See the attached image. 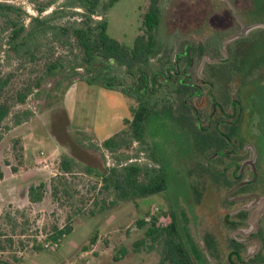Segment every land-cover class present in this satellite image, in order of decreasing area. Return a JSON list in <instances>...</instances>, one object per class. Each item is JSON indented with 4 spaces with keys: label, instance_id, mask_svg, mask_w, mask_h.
Here are the masks:
<instances>
[{
    "label": "rangeland",
    "instance_id": "obj_1",
    "mask_svg": "<svg viewBox=\"0 0 264 264\" xmlns=\"http://www.w3.org/2000/svg\"><path fill=\"white\" fill-rule=\"evenodd\" d=\"M47 1L37 0L41 4ZM56 1L41 19L60 10L64 15L56 16L50 25H74L79 17L73 12L80 10L66 9V0ZM205 1L209 4V0H165L159 29L160 46L174 45L181 41L180 37H187L190 42L198 40L190 32L201 23L199 20L207 10ZM34 2L0 0V4L16 8V11L7 12L8 18L0 12V53L7 52L13 33L8 20L23 21L27 30H31L30 20L23 12L37 17L35 5L38 3ZM147 8L146 0H119L106 16L109 36L133 47ZM208 10L210 13L211 8ZM223 14L218 21L225 26L230 16L226 11ZM53 35L51 31L46 37L33 40L32 43H40L36 62L29 56L17 57L12 52L10 57L1 59L0 72L11 78L4 100H12L27 82L44 76L45 64L50 59L70 58L68 49L61 46ZM80 72L84 80L93 76L97 79L84 70ZM116 74L121 76V73ZM59 82L61 78L51 79L45 87L54 88ZM33 95L27 107L17 106L13 113L30 108L36 112L34 117L20 126L6 122L5 127H8L0 144V260L15 264L18 261V264H160L159 246L151 240L136 249L135 243L145 237L146 230L140 229L137 222L144 220L150 224L147 219L151 217L152 220L154 216L165 225L168 219L163 214L173 211L182 225V214L187 212L195 217L202 211L196 205L195 186L198 183L195 184L188 173L193 171H188L185 163L183 132L176 119L166 110L151 112L144 133L146 153L139 152L137 143H133L128 151L129 162L162 169L167 177L166 191L109 207L104 206L102 200L109 202L112 198L108 193L100 192L102 184L98 175L102 173L103 165L118 164L102 143L128 128L125 120H132L131 111L138 107L137 103L117 89L89 85L78 79L58 92L51 106L46 101L45 91ZM62 156L77 164L73 175L54 176ZM42 162H50L49 168L43 169ZM83 165L90 166L95 172L99 170L86 176L81 169ZM41 183L46 186L43 201L31 202L28 196L30 187ZM53 188L58 189L55 195ZM213 219L217 223L220 216H213ZM66 225H71L73 230L62 237L59 248L34 249V246L42 248V242L54 233L55 228L63 229ZM93 236L97 238L91 244ZM121 250L127 253L123 257ZM19 251L26 253L21 259L16 256Z\"/></svg>",
    "mask_w": 264,
    "mask_h": 264
},
{
    "label": "flooded vegetation",
    "instance_id": "obj_2",
    "mask_svg": "<svg viewBox=\"0 0 264 264\" xmlns=\"http://www.w3.org/2000/svg\"><path fill=\"white\" fill-rule=\"evenodd\" d=\"M204 7L190 32L198 40L179 34L181 41L162 47L159 39L153 72L143 83L115 72L113 78L137 106L136 95L148 94L151 112L166 110L183 132L202 208L195 217L182 214L179 223L192 261L264 264V0H209ZM224 11L230 16L225 26L218 21ZM110 68L102 79L109 80Z\"/></svg>",
    "mask_w": 264,
    "mask_h": 264
},
{
    "label": "trees",
    "instance_id": "obj_3",
    "mask_svg": "<svg viewBox=\"0 0 264 264\" xmlns=\"http://www.w3.org/2000/svg\"><path fill=\"white\" fill-rule=\"evenodd\" d=\"M29 1L37 2V0ZM118 1L66 0V9L71 11L80 10V12H73L79 19L74 25L65 27L50 25V22H53L56 16L64 15V12L60 13V10L53 11L52 16L41 19V16L46 11L54 7L57 3L56 0H48L42 4L37 2L38 4L35 5V10L38 13L37 17L23 12V15L29 18L31 23V30L29 31L22 23L23 21L8 20L7 24L11 26L13 33L8 41L9 48L7 52L3 51L0 53V63L2 58L10 57L11 52L17 57L29 56L31 61L36 62L40 51V43L32 42L36 37H46L51 31L54 32L55 40L68 49L70 58H67V60L58 57L50 59L45 64L44 76L39 77L35 81L27 82L12 100L8 98L4 100L11 78L10 76H4L0 72V144L8 127H5L6 122L11 121L14 126H20L32 119L36 113L30 108L13 113L14 108L17 106L27 107L30 97L43 91L46 92V101L50 102L51 106L53 97L58 92L67 89L77 79L85 81L89 85L98 84L106 89H117L126 97L135 98L133 93H129L128 88H124L120 81L113 78V73H121L118 78L133 79L134 85L139 80L143 83L145 77H149L152 74V60L159 53V29L164 14L163 3L165 0H146L148 8L142 16L140 34L137 36L133 47L125 46L108 34L106 16L108 11ZM12 11H16V8L8 4H0V12L4 13L2 14L4 17L8 18L7 12ZM26 33L27 35H25ZM105 62L109 63V65L105 66ZM110 65H114L113 69H109L112 75L108 77L109 80H104L101 78V73L106 67L109 68ZM80 70L95 75L97 79L93 76L84 80ZM57 78H61V82L56 83L54 88L46 89L45 85L51 79ZM63 86L64 88L62 89ZM136 97L139 105L131 111L132 120H125L128 128L102 143V147L113 156V159H116L118 164L117 166L113 165L106 168L98 175L101 177L102 184L100 192L102 194L106 192L112 198V201L109 202L103 199L102 204L104 206H115L119 203L160 194L166 191L168 185L167 177L162 173V169H158L155 166L149 168L138 162H129L131 158L128 151L133 143L140 145L139 152L146 153L144 133L146 123L151 115V98H149V95L141 93L136 95ZM59 165L62 177L73 175L77 168L74 160L67 156H62ZM83 170L87 171L86 169ZM88 172L89 174L92 173L89 170ZM45 188L46 186L43 183L30 187L28 194L30 201L34 203L42 202ZM55 191L57 192L58 189L53 188L54 195ZM98 203L99 201L95 205H98ZM163 217L168 219V223L165 225H161L160 219L154 216L150 224H146L144 220L137 222V226L140 229L146 230L145 237L135 243L136 249L151 240L154 245L159 246L161 254L160 264H195L181 241L179 220L175 213L170 211L169 213H164ZM72 230L71 225H66L63 229L55 228L49 239L58 240L64 235L70 234ZM96 238L97 236L91 238V244L95 243ZM8 243L12 245L11 240H8ZM34 249L42 250L43 248L34 246ZM126 254L125 250L120 251L122 257ZM115 259L118 260L117 257ZM0 264L7 263L0 260Z\"/></svg>",
    "mask_w": 264,
    "mask_h": 264
},
{
    "label": "built area",
    "instance_id": "obj_4",
    "mask_svg": "<svg viewBox=\"0 0 264 264\" xmlns=\"http://www.w3.org/2000/svg\"><path fill=\"white\" fill-rule=\"evenodd\" d=\"M41 155H45L44 152L41 153ZM43 163V169H48L49 168V164L50 162H42ZM59 166V164H58ZM61 175L59 168L54 172V176H58ZM156 212L158 211V209L155 210ZM147 221H151V217L147 219ZM52 235H50L49 237H51ZM65 236V235H64ZM49 237L47 238V240H44V242H42V248L44 250H52V249H57L59 248L61 242H62V238H59L58 240H52L49 239ZM99 239L101 240L102 236H98ZM99 240V241H100ZM26 255L25 251H19L16 252V256L17 258L21 259ZM7 264H15L13 261L10 262H6Z\"/></svg>",
    "mask_w": 264,
    "mask_h": 264
},
{
    "label": "crops",
    "instance_id": "obj_5",
    "mask_svg": "<svg viewBox=\"0 0 264 264\" xmlns=\"http://www.w3.org/2000/svg\"><path fill=\"white\" fill-rule=\"evenodd\" d=\"M107 167H109L108 165L107 166H105V165H103L102 166V168L101 169H103V171L107 168ZM81 169H86L87 171H84V175L86 174V176H88V175H92L95 171H93V169L92 168H90V166H87V165H83V167L81 168ZM88 170L90 171V172H92L91 174H89V172H88ZM99 170V169H98ZM98 170H96L97 172H98ZM102 171V172H103ZM97 172H95V173H97ZM89 178H91V177H89ZM19 263V261L16 263V264H18Z\"/></svg>",
    "mask_w": 264,
    "mask_h": 264
},
{
    "label": "water",
    "instance_id": "obj_6",
    "mask_svg": "<svg viewBox=\"0 0 264 264\" xmlns=\"http://www.w3.org/2000/svg\"><path fill=\"white\" fill-rule=\"evenodd\" d=\"M235 11V10H234Z\"/></svg>",
    "mask_w": 264,
    "mask_h": 264
}]
</instances>
